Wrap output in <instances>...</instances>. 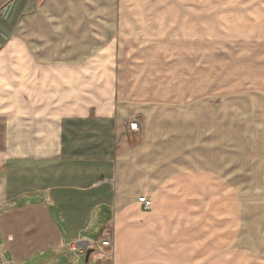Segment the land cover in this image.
<instances>
[{
	"label": "crops",
	"instance_id": "crops-1",
	"mask_svg": "<svg viewBox=\"0 0 264 264\" xmlns=\"http://www.w3.org/2000/svg\"><path fill=\"white\" fill-rule=\"evenodd\" d=\"M222 4L0 0V264H264L263 253L200 262L193 243L168 259L153 248L168 188L157 167L166 156L151 151L152 112L226 93L230 74L208 68L226 40L201 33ZM243 24L264 38V0H242ZM253 78L264 92V75Z\"/></svg>",
	"mask_w": 264,
	"mask_h": 264
},
{
	"label": "rangeland",
	"instance_id": "rangeland-1",
	"mask_svg": "<svg viewBox=\"0 0 264 264\" xmlns=\"http://www.w3.org/2000/svg\"><path fill=\"white\" fill-rule=\"evenodd\" d=\"M219 1L226 6L215 9L214 27L201 33L226 40L208 58L209 72L214 67L230 74L226 93L152 112L160 127L153 128L158 140L153 138L151 151L166 156L157 167L166 171L159 177L168 188L159 192L165 198L155 213L153 248L164 247L167 259L181 243L196 244L200 262L217 253L230 260L238 251L247 257L264 254V94L253 78L264 75V38L253 36L252 25H242V0ZM133 119L140 132V118ZM142 144L139 137L133 146ZM77 262L86 264L85 256Z\"/></svg>",
	"mask_w": 264,
	"mask_h": 264
},
{
	"label": "built area",
	"instance_id": "built-area-1",
	"mask_svg": "<svg viewBox=\"0 0 264 264\" xmlns=\"http://www.w3.org/2000/svg\"><path fill=\"white\" fill-rule=\"evenodd\" d=\"M138 121L133 119L132 122L129 124V128L131 131H136L138 129ZM138 202L142 204L144 209L151 210L153 206V200L148 196H143L138 199ZM101 245L103 247H110L111 246V238L108 233L104 234ZM70 248L72 251L78 252L80 255H86L88 248L84 247L81 242L75 241L70 244Z\"/></svg>",
	"mask_w": 264,
	"mask_h": 264
},
{
	"label": "water",
	"instance_id": "water-1",
	"mask_svg": "<svg viewBox=\"0 0 264 264\" xmlns=\"http://www.w3.org/2000/svg\"><path fill=\"white\" fill-rule=\"evenodd\" d=\"M90 254H91V250H89V251L87 252L86 261H88Z\"/></svg>",
	"mask_w": 264,
	"mask_h": 264
}]
</instances>
